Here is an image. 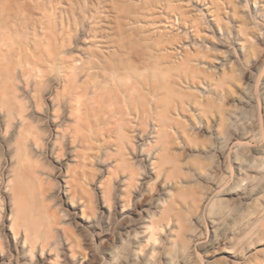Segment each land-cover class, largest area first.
<instances>
[{
  "label": "bare ground",
  "instance_id": "1",
  "mask_svg": "<svg viewBox=\"0 0 264 264\" xmlns=\"http://www.w3.org/2000/svg\"><path fill=\"white\" fill-rule=\"evenodd\" d=\"M176 1L0 0V191L7 193L4 230L24 256L61 244L66 258L81 264L85 230L100 240L126 228L128 238L165 230L183 247L184 207L197 222L211 204L213 193L202 201L192 194L199 163L185 152L196 132L215 133L221 125L220 77L203 79L206 91L187 90L198 85L186 66L191 54L185 49L172 58V39L139 23L157 6L199 36L197 20ZM210 3L221 30L219 7ZM238 26L245 36L246 25ZM32 151L53 162V203L49 177L35 170ZM107 159L112 163L90 193L92 161ZM216 190L228 195L234 187L223 179ZM141 245L133 243L130 253ZM2 247L0 241V259Z\"/></svg>",
  "mask_w": 264,
  "mask_h": 264
},
{
  "label": "rangeland",
  "instance_id": "2",
  "mask_svg": "<svg viewBox=\"0 0 264 264\" xmlns=\"http://www.w3.org/2000/svg\"><path fill=\"white\" fill-rule=\"evenodd\" d=\"M211 1H176L186 18L197 20V37L191 35L188 25L175 22L172 11L166 13L157 6L151 10L152 17L144 19L147 23H139L152 34L164 32L172 39L168 50L175 55L172 58L178 59L185 49L191 54L192 60L186 66L198 85L187 90L206 91L203 79L220 77L217 89L221 95L215 114L218 121L221 116V125L215 133L196 132L185 152L191 164L199 163L192 194L202 201L213 193V200L204 207L197 222L193 210L184 207L187 238L183 247L174 245L165 230L154 238L149 237L150 230L128 238L126 228L111 232L103 240L85 230L82 233L89 242L80 238L81 254L86 255L81 264H264V0H257V7L253 0H213L219 7L221 30L209 15L208 9L215 5ZM242 24L246 25L245 36L238 33V25ZM30 160L37 172L49 177L53 203L58 197L53 162L39 151L30 152ZM92 162L95 175L85 184L90 193L91 183L104 174L112 160L99 165ZM3 164L4 152L0 148V177ZM223 179L234 187L233 193L213 192L215 182ZM236 194L248 198L240 199ZM6 199L7 193L0 191V241L4 252L0 264H76L66 258L61 244L41 255L35 252L24 256V250L4 230L8 222ZM144 205L137 204L135 210ZM139 241L143 246L132 255V245Z\"/></svg>",
  "mask_w": 264,
  "mask_h": 264
}]
</instances>
